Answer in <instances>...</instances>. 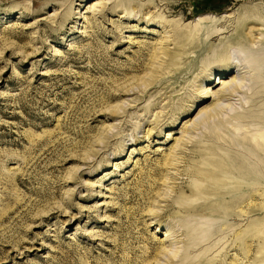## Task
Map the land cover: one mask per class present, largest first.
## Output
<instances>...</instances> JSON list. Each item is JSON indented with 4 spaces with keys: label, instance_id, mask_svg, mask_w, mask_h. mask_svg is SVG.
Listing matches in <instances>:
<instances>
[{
    "label": "rangeland",
    "instance_id": "obj_1",
    "mask_svg": "<svg viewBox=\"0 0 264 264\" xmlns=\"http://www.w3.org/2000/svg\"><path fill=\"white\" fill-rule=\"evenodd\" d=\"M100 1L0 0V264H184L197 233L178 210L200 199L187 187L204 182L195 152L209 153L216 138L264 136L249 113L248 68H233V96L205 99L217 103L213 116L190 101L201 83L218 91L207 73L244 54L214 49L201 59L176 48L173 30L209 14H231L228 29L264 20V0H125L151 4L150 28L136 10L120 17L124 0ZM250 22L252 46L264 51V25ZM246 203L245 216L189 255L194 263L215 242L205 259L264 264V196ZM203 213L193 219L208 230Z\"/></svg>",
    "mask_w": 264,
    "mask_h": 264
},
{
    "label": "bare ground",
    "instance_id": "obj_2",
    "mask_svg": "<svg viewBox=\"0 0 264 264\" xmlns=\"http://www.w3.org/2000/svg\"><path fill=\"white\" fill-rule=\"evenodd\" d=\"M102 6V12L109 8H107L106 3ZM117 6L120 7L119 11L121 13V18L136 19L135 16H139L138 20H140L142 16L148 15L146 17L147 25L149 28L154 25V21L151 19H153L155 13L152 12L153 10L151 11L152 6L150 3H137L124 0L118 3L116 7ZM91 7L94 8L95 6L90 5L89 8ZM94 10H96V8H94ZM135 10L138 14L133 18L131 15ZM155 10L157 11V9ZM259 17L246 16L244 19L236 22L237 25L234 26L233 29H228L229 25H227V23L232 20L233 16L227 13L220 16L214 14L201 16L192 26L182 27L180 24L182 22H177L175 26H173L175 28L173 30L176 48L184 51L186 50L187 52L192 51L193 54L198 53L201 59L204 58L203 55L207 58V55L214 49H221L228 54L234 49L244 54L236 58L234 65H224V68H220L218 71L221 73L217 75H214L213 72L207 73L208 76L206 75L205 77L207 85H221L222 87L218 91L211 90L210 87H204V83H201L203 90L200 95L202 96L199 98L197 93H193L191 96L189 95L192 97L190 101L195 102V104L196 101L198 102V99H202V102H200L201 106H199L200 113L205 112V114L213 116V111H217L218 109L217 103L214 104L213 107H209L205 105V99H207V97H214L213 101L218 102L233 96L235 91H239L240 86L236 85L234 90H231L232 83L227 80L234 73L236 74V72L238 75L244 74L247 71H245V69L248 68L250 71L249 73L254 74V82L251 86V98L253 99V103L250 106L249 113H251V119H253L255 126L258 129H264V51H262L260 47L255 50L252 46L253 37L259 30L247 26L251 19L255 21V25L257 22H261L264 25L263 16H261V18ZM218 26H220V28H218ZM158 27L164 28V25ZM230 32L233 33L227 37V40L223 37L219 40V43L215 42L219 39L220 35H227ZM261 32L264 33V30ZM163 53L167 54V51H163ZM233 68H236V72H234ZM233 79H236V75ZM179 108L182 110V113H185L186 117L190 116L194 110L193 106L187 107L185 104H182ZM198 125L199 124H196V126ZM186 127L189 131L190 126L187 125ZM221 138H216L217 140H214L210 146L208 145L206 147V149H210L209 153H203L201 151L195 152L196 157L203 159L200 160L201 165H199V172L195 175L198 177L201 175L200 179L204 180V182L187 187L186 191L200 197V199L183 201L182 206L178 210L181 214H186L190 218V221L184 218L187 233L190 236H192L193 231L197 233L196 239L193 240L190 245L188 254H183L184 256H182V262L184 264H216V257L205 259V257L213 254V249L216 248L217 245L215 242L209 245L203 254L198 256L199 258L195 257L198 259L196 263L191 260V256L189 255L193 253L195 249L202 246L200 244L204 243L203 240L214 241V239L217 238L221 223L226 222L236 214H238V216H245L247 210L250 209L246 207V201L249 197L253 195L256 198H262L264 196V188L262 187V182L264 180V136L252 139L248 135H244L243 137H237L236 135L232 139H224V141H221ZM239 145L242 146V149L235 148ZM205 177H207V179H205ZM236 208H241L240 212L242 213H237L235 210ZM203 212H208V214L211 215V218H209L205 224L208 230L203 229L200 221H195L193 219V216L202 214ZM152 223L156 222L152 221ZM169 232H171V230L166 231L167 236L164 241H168L166 243L171 245L174 241H172V233L169 234ZM242 240L243 242L246 240V231H244L242 235Z\"/></svg>",
    "mask_w": 264,
    "mask_h": 264
}]
</instances>
